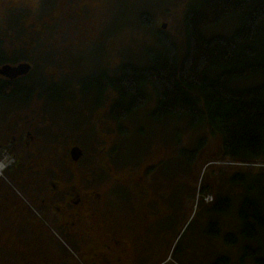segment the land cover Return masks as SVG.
Segmentation results:
<instances>
[{
	"label": "flooded vegetation",
	"instance_id": "flooded-vegetation-1",
	"mask_svg": "<svg viewBox=\"0 0 264 264\" xmlns=\"http://www.w3.org/2000/svg\"><path fill=\"white\" fill-rule=\"evenodd\" d=\"M112 9L113 0H0V70L30 66L0 72V264H77L62 235L97 264L144 262L157 197L148 172L161 159L134 168L114 158L116 90L92 80L117 74ZM71 105L88 116L81 132L104 142L97 151L74 143ZM118 187L128 195L114 197Z\"/></svg>",
	"mask_w": 264,
	"mask_h": 264
},
{
	"label": "rangeland",
	"instance_id": "rangeland-1",
	"mask_svg": "<svg viewBox=\"0 0 264 264\" xmlns=\"http://www.w3.org/2000/svg\"><path fill=\"white\" fill-rule=\"evenodd\" d=\"M200 1L113 0L112 41L116 73L120 74L121 65L125 63L135 66L152 64V53L161 52L159 38L162 33L174 42L179 55H182L186 48L185 14ZM146 12L152 17V22L148 25L142 20V15ZM164 23H167L165 29L162 28ZM239 25V15L231 14L221 22L205 27L203 34L207 38L216 35L231 36ZM220 71L218 68L213 69L209 74L214 76ZM263 81L261 75H255L233 80L231 86L236 89L248 88ZM71 106L73 112L68 113L71 120L69 130L74 136V143L81 146L86 155L97 151L98 147L104 146V142L102 139L93 140L85 129L81 132L80 129L86 127L88 116L76 113L77 108ZM156 107L157 98L152 93L147 104L127 117L115 119V131L119 140L117 145L120 147V155H114L115 159L118 157L116 164L125 162L136 168L161 159L148 172L156 179L157 197L153 206L156 211L155 220L143 244L146 250L143 264H212L221 255L229 256L230 264H255L254 258L245 254V246L262 247L261 251L256 252V256H264V232L259 239H246L241 233L238 211L244 195L249 191L248 187L254 185V196L258 195L260 182L264 185V176H261L264 169H254L255 173L251 175L246 173L245 183H235L231 178L236 173H245V167L264 166V156L251 163L252 166L215 165L213 161L220 159L223 151L219 134H214L207 123L193 127L188 115H170L156 119L152 115ZM83 109H90V106H84ZM204 138L205 143L197 157L189 161L182 151L197 148ZM70 142L73 143L72 140ZM201 184L210 185L217 197L230 196V211L211 212L209 209L214 204L196 199L197 188ZM240 187L244 188V193ZM129 190L127 187H118L112 195L124 198ZM213 220L218 221V236L211 235L208 230ZM228 232L238 236L235 244L225 242L224 236ZM59 239L63 243V254L67 259L69 257L77 264H97L82 242L69 235H62Z\"/></svg>",
	"mask_w": 264,
	"mask_h": 264
},
{
	"label": "trees",
	"instance_id": "trees-1",
	"mask_svg": "<svg viewBox=\"0 0 264 264\" xmlns=\"http://www.w3.org/2000/svg\"><path fill=\"white\" fill-rule=\"evenodd\" d=\"M231 14L240 17V25L231 36H204L205 27ZM142 20L148 25L152 17L146 12ZM184 25L186 48L182 55L162 33L161 52L152 53V64L125 63L113 79L103 75L92 80L99 86L108 82L116 90L111 109L115 119L131 115L147 104L153 93L157 107L152 115L156 119L188 115L193 127L207 123L214 134L220 135L223 151L222 157L213 161L215 165L252 166L264 156V81L241 89L233 88L231 83L255 75L264 80V0H201L188 9ZM217 68L221 71L211 76L209 71ZM205 140L193 150L184 149V156L194 160ZM245 169V173L234 174L232 181L245 183L246 173L251 175L254 169L264 166ZM253 186L248 187L238 211L241 233L246 239H259L264 232V185L260 182L257 196ZM196 199L214 204L211 212H228L232 206L230 196L217 197L210 185L201 184ZM208 227L211 235H220L218 221H211ZM224 239L227 244H235L238 236L228 232ZM261 250L262 247L245 246V254L253 257L255 264H264V256H256ZM212 264H230V257L221 255Z\"/></svg>",
	"mask_w": 264,
	"mask_h": 264
},
{
	"label": "water",
	"instance_id": "water-1",
	"mask_svg": "<svg viewBox=\"0 0 264 264\" xmlns=\"http://www.w3.org/2000/svg\"><path fill=\"white\" fill-rule=\"evenodd\" d=\"M167 27V23H164L162 25V28L165 29ZM30 70V66H28L27 64H21L19 66L13 67L10 65H5L2 67V69L0 70L1 73L10 76V77H16L20 74H24L27 73ZM73 153L76 156H81L82 155V150L79 147L74 148Z\"/></svg>",
	"mask_w": 264,
	"mask_h": 264
},
{
	"label": "built area",
	"instance_id": "built-area-1",
	"mask_svg": "<svg viewBox=\"0 0 264 264\" xmlns=\"http://www.w3.org/2000/svg\"><path fill=\"white\" fill-rule=\"evenodd\" d=\"M207 200H211V197H208Z\"/></svg>",
	"mask_w": 264,
	"mask_h": 264
}]
</instances>
